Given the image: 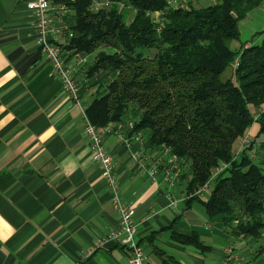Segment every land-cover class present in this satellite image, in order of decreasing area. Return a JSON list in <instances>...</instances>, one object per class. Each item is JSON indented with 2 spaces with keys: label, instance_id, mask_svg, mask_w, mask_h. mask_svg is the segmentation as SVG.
Instances as JSON below:
<instances>
[{
  "label": "crops",
  "instance_id": "crops-1",
  "mask_svg": "<svg viewBox=\"0 0 264 264\" xmlns=\"http://www.w3.org/2000/svg\"><path fill=\"white\" fill-rule=\"evenodd\" d=\"M27 1L0 0V264H129L128 251L107 239L118 215L92 161L81 113L40 53ZM47 1L49 37L65 48L72 0ZM66 64L87 107L101 80L87 78L93 55L67 52ZM135 121L129 113L110 125L103 145L122 197L135 211L144 264H259L258 241L225 230L222 217L210 219L199 202L187 204L188 167L148 147L145 131L130 135L126 126ZM258 131L254 124L248 133L255 138ZM159 155L164 161L152 178L149 167ZM177 236H194L204 249L181 244Z\"/></svg>",
  "mask_w": 264,
  "mask_h": 264
},
{
  "label": "trees",
  "instance_id": "trees-1",
  "mask_svg": "<svg viewBox=\"0 0 264 264\" xmlns=\"http://www.w3.org/2000/svg\"><path fill=\"white\" fill-rule=\"evenodd\" d=\"M101 1H71L74 16L62 48L65 57L93 55L87 78L101 80L86 107L91 124L103 129L130 113L136 120L130 135L145 131L148 147H166L188 167V196L228 164L206 201L192 197L187 204L199 202L210 219L221 216L225 230L262 239L264 159L251 155L255 139L239 154L233 147L254 124L255 138L264 136V30L259 45L232 50L230 43L239 38V22L263 0H218L206 8L191 2L174 8L173 0H107L108 7L92 11ZM123 7L134 12L129 22ZM177 240L204 249L194 236ZM263 253L264 245L258 256Z\"/></svg>",
  "mask_w": 264,
  "mask_h": 264
},
{
  "label": "built area",
  "instance_id": "built-area-1",
  "mask_svg": "<svg viewBox=\"0 0 264 264\" xmlns=\"http://www.w3.org/2000/svg\"><path fill=\"white\" fill-rule=\"evenodd\" d=\"M108 5L109 2L107 0L95 2L92 5L91 10L97 12L108 7ZM26 7L34 18V25L41 55L50 63L53 73L58 79L63 93L69 97L72 105L79 109L81 113L82 119L84 121L83 132L89 142L92 161L100 168L102 178L104 179L109 191L110 204L118 215V225L109 232L107 239L111 241L116 247H120L128 251L130 255L129 264H144L145 256L143 248L138 241V229L135 221V211L132 207L125 203L122 197L120 183L114 171L112 156L105 150L103 145L104 135L111 132V128L110 126H107L103 129H98L92 125L87 118L86 107L82 103L81 97L79 95L80 90L78 83L72 74V70L66 64L65 53L63 52L62 47L55 44L49 37L52 29L51 7L49 2L47 0H29L26 3ZM153 19L159 28L162 23L161 15L159 13H155L153 14ZM69 37H71V35H69ZM133 127V122L127 124L126 131L131 132ZM250 137L251 136L247 132V134L240 140V147L237 154H239L243 148L250 144ZM120 138L122 140L124 139V141H127L128 139V137H126L124 134H121ZM134 140L139 144L142 143V139L138 135H135ZM161 152L165 154V156L168 154L171 156L170 150L166 147H161ZM133 158L138 160L139 154L133 153ZM163 161L164 157L159 155L155 159V162L150 165L149 174L152 178H155L157 174V167L163 163ZM172 163H174V160ZM228 166V164H221L219 167L214 169L207 183L195 194L189 196L187 195L186 199H190L192 197L202 198L205 194L210 192L213 181L223 171H225ZM165 173L166 176H169L170 171H166ZM175 205L176 201H172L170 204L171 207H174ZM231 253L232 250L229 249L228 255H231ZM87 256L88 255H86V257Z\"/></svg>",
  "mask_w": 264,
  "mask_h": 264
},
{
  "label": "rangeland",
  "instance_id": "rangeland-1",
  "mask_svg": "<svg viewBox=\"0 0 264 264\" xmlns=\"http://www.w3.org/2000/svg\"><path fill=\"white\" fill-rule=\"evenodd\" d=\"M174 0L171 1L172 7L177 8V7H185L187 3L191 2L192 5L196 8H206L208 6L215 5L218 0ZM122 11V14L125 15V20L127 22L130 21L131 18V10H126V8L120 9ZM128 13V14H126ZM264 30V0L262 1L261 5L252 10L249 14H247L246 18H244L242 21L239 22L238 24V31H239V38L238 40L232 41L230 43V48L232 50L239 49L242 45L247 44V45H252L256 46L261 43L262 37L259 35L260 32ZM233 69V66L228 68L226 72L222 75V79H227L231 71ZM257 141L254 146L253 150L251 152V155L255 159H264V153L263 150L261 149L260 144H264V136H261L260 138H251L250 137V143L251 141ZM240 147V141H238L234 147L233 151L234 153H238ZM264 245V237L258 241V244H256V247L258 249ZM258 263L259 264H264V253L258 256Z\"/></svg>",
  "mask_w": 264,
  "mask_h": 264
}]
</instances>
